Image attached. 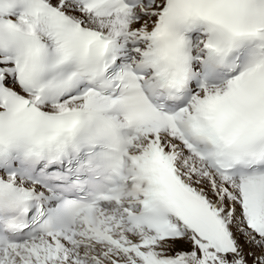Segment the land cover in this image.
I'll list each match as a JSON object with an SVG mask.
<instances>
[{"label":"snow or ice","instance_id":"6c2138e0","mask_svg":"<svg viewBox=\"0 0 264 264\" xmlns=\"http://www.w3.org/2000/svg\"><path fill=\"white\" fill-rule=\"evenodd\" d=\"M0 264H264V0H0Z\"/></svg>","mask_w":264,"mask_h":264}]
</instances>
